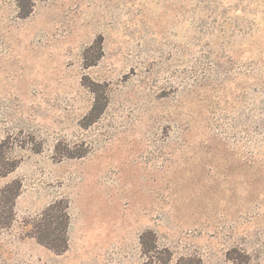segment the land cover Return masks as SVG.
Returning a JSON list of instances; mask_svg holds the SVG:
<instances>
[{"label":"rangeland","instance_id":"rangeland-1","mask_svg":"<svg viewBox=\"0 0 264 264\" xmlns=\"http://www.w3.org/2000/svg\"><path fill=\"white\" fill-rule=\"evenodd\" d=\"M32 3L21 18L0 0V143L18 164L0 190L22 184L0 264H163L147 230L166 264H226L233 247L264 264V13L250 36L242 0ZM60 198L58 254L24 221Z\"/></svg>","mask_w":264,"mask_h":264},{"label":"trees","instance_id":"trees-1","mask_svg":"<svg viewBox=\"0 0 264 264\" xmlns=\"http://www.w3.org/2000/svg\"><path fill=\"white\" fill-rule=\"evenodd\" d=\"M244 10L241 23L235 18L233 19L235 27L240 25V31L247 35H253L254 26L257 27L261 23L262 14L264 13V0H242ZM19 16L21 18L28 17L33 11L32 0H18ZM259 13V19H258ZM237 21V22H236ZM102 50V42L95 41ZM93 48V47H92ZM256 63V62H255ZM95 64V61L85 62L86 66ZM258 64V63H257ZM252 67V66H251ZM256 68V67H255ZM264 78V70H263ZM93 91L98 94L96 89ZM107 95L96 97L95 103L90 112V116L99 117L107 106ZM264 103V100H262ZM10 138H6L0 143V173L7 175L17 167V162H10V158L4 150L5 145ZM22 184L18 180H14L0 190V226H10L15 219V203L20 193ZM69 201L64 198L55 200L46 206L39 214L26 218L24 223L28 227L27 235L35 238L40 244L61 254L69 248L68 229L70 225ZM143 253L152 261L163 264L168 263L172 254L167 248L161 250L157 244L156 234L152 230L144 231L140 236ZM226 264H255L252 262L251 255L237 247H233L226 252ZM179 264H201L200 261L193 259L181 258Z\"/></svg>","mask_w":264,"mask_h":264}]
</instances>
